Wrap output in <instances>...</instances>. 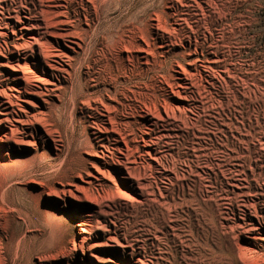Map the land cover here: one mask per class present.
<instances>
[{
  "label": "rangeland",
  "instance_id": "374dc122",
  "mask_svg": "<svg viewBox=\"0 0 264 264\" xmlns=\"http://www.w3.org/2000/svg\"><path fill=\"white\" fill-rule=\"evenodd\" d=\"M65 6L0 0V264H171L180 252L195 256L184 211L171 218L176 223L147 227L143 200L165 193L145 189L135 172L146 162L174 177L146 143L152 123L168 119L167 105L185 124L168 120L162 134L175 136L194 159L201 156L205 168L196 174L213 192L210 224L219 227L211 238L213 264H264V0H102L91 17ZM124 28L139 36L138 60L121 57L130 68L141 66L126 92L142 91L146 104L159 99L161 106L152 115L135 103L126 120L133 128L126 129L114 125L124 122L121 115L107 117L121 103L108 95L114 85L98 88L91 76L89 87L82 85L96 93L89 103L76 101L77 88L67 82L99 72L101 52L93 54V45H111ZM66 30L75 35L65 42ZM193 106L200 110L192 113ZM118 131L133 142L129 159ZM149 248L156 259L143 257Z\"/></svg>",
  "mask_w": 264,
  "mask_h": 264
},
{
  "label": "bare ground",
  "instance_id": "6f19581e",
  "mask_svg": "<svg viewBox=\"0 0 264 264\" xmlns=\"http://www.w3.org/2000/svg\"><path fill=\"white\" fill-rule=\"evenodd\" d=\"M99 2H102V0H65L66 6L65 8H84V11L88 17L92 16V8L97 9L99 6ZM97 11V10H96ZM78 27H74V29H77ZM139 29V28H138ZM134 30V29H133ZM137 31V30H136ZM121 33V35H120ZM119 33V36L115 37L114 42L111 45H106L102 49H98L96 46L93 45L92 47V52L93 54H96L98 51L101 52L100 59H97V65H100L99 72H95V68H92L85 76L86 78L82 77L81 74V79L80 77L77 76L78 78V83L81 85H78V83H73V78L70 76L67 79V82L72 85V87H76L77 91L74 95L76 98V101L78 100H87L92 101L93 97H95L96 93L93 95L86 94L82 90V85L85 86L87 85L89 87L90 81L89 78L91 76L96 75V83L98 84L96 87H101L102 83H107L109 82L111 85H114L113 88L108 91V95L114 99H119L121 103L113 109H107L108 112V119L111 120L109 117L111 113L116 114V115H121V121L123 123H120L119 121L115 122V126L119 128H133V123L131 122H126L131 117V112L136 110L137 108L135 106V103H140L143 105L145 108L146 114L151 113L152 115H155V112L160 111L159 106L157 102H152L150 105L146 104L143 99V94L141 92L137 91H130L126 92L127 86L126 82H129L132 80L133 77L138 75L137 73L140 72L141 66L132 65L130 68L129 65H127L124 61V59L121 57L124 52L129 53L130 55L128 56L129 62L135 60H138L136 56H134V49H135V42L138 40V35L134 33L131 29L126 30V28L122 29ZM140 34V33H139ZM75 35L73 31L70 32V30H66V33L61 35V38L65 40V42L72 36ZM127 35H130L128 37ZM152 46V45H151ZM101 48V47H100ZM153 50V49H152ZM98 55V54H97ZM155 57V56H154ZM140 59V58H139ZM113 61V63H117L118 66L115 67L114 65L111 67H106V64H110V62ZM58 62V61H57ZM140 63V62H139ZM154 63V62H153ZM131 65V64H130ZM139 65V64H138ZM156 65V63H155ZM153 65V66H155ZM129 66V67H128ZM140 68V69H139ZM98 70V69H97ZM185 72V71H184ZM169 72L168 74H170ZM54 76V75H53ZM190 76V75H189ZM141 77V76H140ZM76 78V79H77ZM167 84L170 81V76H166L163 78ZM119 80H123L124 84L123 86H116ZM163 81V82H164ZM174 81V80H173ZM65 82V81H64ZM63 82V83H64ZM171 82V81H170ZM84 83V84H83ZM161 83V82H160ZM170 84V83H169ZM175 85V86H174ZM107 86V85H106ZM169 87V86H168ZM172 89L176 88V84H173V86H170ZM146 88V87H145ZM148 88V87H147ZM84 89V88H83ZM89 90V89H88ZM142 90V89H141ZM148 90V89H147ZM107 91V90H106ZM150 91V90H149ZM154 91V90H153ZM99 92V91H98ZM156 92V91H155ZM105 93V92H104ZM193 100L195 101L196 96L195 93L193 92ZM99 96H102L101 94ZM151 96L150 98H152ZM100 98V97H99ZM146 98V97H145ZM148 99V101L150 100ZM102 99V98H101ZM192 99V97H190ZM152 100V99H151ZM75 101V102H76ZM160 102V101H159ZM158 102V103H159ZM149 103V102H148ZM142 107V106H141ZM142 108V110H143ZM200 107H190L191 112L194 113L199 109ZM168 116V119L164 121L163 125H160L158 122H153L151 127L149 128L150 130V136H151V141L146 142L149 146H155L156 154L158 155L157 159H155L159 165L161 166V169H164L167 173L173 174V178L169 177L166 175V173L161 172L160 170L156 169H151L148 167L145 163H141L139 168L135 169V172L138 171V178L142 180L144 183L147 182L148 185L147 187L145 186V189H149L151 191H154V189H158L160 192L165 193V195H161V197L158 198L156 197V193L152 192L148 196V198L143 200V206L147 207L145 210V216L146 222L149 225H152L156 227V224L162 221L163 223H176V220H171V218H179L180 211H184L185 216L188 219L187 227L189 228V235H192V242L194 246L197 248V252L195 253V256H192L190 259L187 258L186 256L189 255H184L182 252H180V256L176 255L171 261V264H188V260H197L199 258H202V264H213L214 259L213 258V250L210 251V248H212V243H211V238L214 236L213 234L216 232H219V227H216L215 223H211L212 220V207L210 206L211 201L213 200L210 195H213L211 191L207 190V186H205V178L203 175H198L196 174L198 168H205L204 166H201L200 164V159L201 156L196 155V159H194L192 156L189 155V153H184L182 152L180 146V142H175L173 138H176L175 136H167L163 135L160 128L163 127V129H167L171 123H168V120H175L176 122H182L184 123L183 119H181L182 114H180V117L177 116V111H174V108H172L170 105L164 106L163 108ZM94 110V109H93ZM113 110V111H112ZM112 111V112H111ZM129 111V113H128ZM136 113V112H135ZM199 114V113H198ZM134 115V113H133ZM112 117V116H111ZM199 119V117H198ZM113 120V117H112ZM118 120V119H117ZM187 120V119H185ZM187 123L189 122L188 120L186 121ZM192 122V121H191ZM190 122V123H191ZM197 122V121H195ZM136 123V122H135ZM175 123V122H174ZM112 124V126H113ZM139 124V123H138ZM185 124V123H184ZM194 124V123H193ZM179 125V124H178ZM188 125V124H187ZM192 125V124H191ZM113 126V127H115ZM174 126V125H173ZM190 126V125H188ZM193 126V125H192ZM137 127V126H136ZM185 127V126H184ZM125 128V129H126ZM138 128V127H137ZM195 128V127H194ZM188 129V128H187ZM128 130V129H127ZM174 130V129H173ZM177 130V129H176ZM117 131V130H116ZM187 132V130H185ZM119 132V131H118ZM122 133L119 132L120 136L124 140L123 142L126 144L127 149L123 151V156L126 159H129V157L132 156L133 150H132V141L129 139L130 136H126L125 132L121 131ZM127 132V131H126ZM139 133V132H138ZM189 133V132H188ZM187 134V133H186ZM194 135V134H193ZM196 135V134H195ZM179 137V136H178ZM189 137V136H188ZM195 137V136H194ZM193 137V138H194ZM186 138V137H185ZM167 139V141H166ZM171 139V140H169ZM179 139V138H178ZM191 139V138H190ZM197 139V138H196ZM199 139V137H198ZM211 139V138H209ZM206 140V139H205ZM59 140L55 141L58 142ZM188 141V140H187ZM192 141V140H191ZM201 141V139H199ZM188 143V142H187ZM201 143V142H200ZM211 143V142H210ZM185 144V143H184ZM192 144V142H191ZM197 144V143H196ZM199 144V143H198ZM202 144V143H201ZM182 145V143H181ZM148 147V146H147ZM179 147V148H178ZM190 149V148H189ZM194 149V148H193ZM203 149V148H202ZM229 149V148H228ZM178 150V151H177ZM225 150V149H224ZM200 151V150H199ZM125 152V153H124ZM197 152V151H196ZM205 152V151H204ZM194 153V152H193ZM223 155L227 154L223 151L220 152ZM240 153V151H239ZM218 154V153H217ZM239 155V154H238ZM211 156V155H210ZM209 156V157H210ZM219 156V155H217ZM216 156V157H217ZM224 159L225 156H221ZM239 157V156H237ZM213 158V157H212ZM236 158V157H235ZM242 159V158H241ZM240 159V160H241ZM205 160V159H203ZM211 160V159H210ZM215 160L221 162L222 159L219 160V158H215ZM207 161V160H206ZM208 163V162H207ZM231 163V161H230ZM246 165V164H245ZM208 166V165H207ZM219 166V164H218ZM242 167V166H241ZM2 167L0 164V193L2 190L3 186V180L1 177ZM211 169V168H210ZM219 169L220 166H219ZM204 170V169H203ZM207 171V170H206ZM213 172V170H212ZM224 172V171H223ZM206 173V172H205ZM225 173V172H224ZM233 173V172H232ZM210 179V178H207ZM184 183V184H183ZM163 184V185H162ZM211 186V185H210ZM215 187V186H214ZM174 188L177 191H173ZM145 189H142V191H145ZM173 189V190H172ZM3 192V191H2ZM162 193V194H163ZM151 197H154V199H151ZM216 202V201H215ZM212 204V203H211ZM135 205V204H134ZM193 206H196L197 208L194 209ZM119 208V207H118ZM130 208V207H129ZM128 208V209H129ZM142 208V207H141ZM218 208L221 210L222 206H218ZM214 210V209H213ZM134 212L137 214L139 213L138 208H134ZM215 212V211H214ZM220 216V214H218ZM133 216V214H132ZM136 216V215H135ZM183 216V215H182ZM194 216L196 218H194ZM137 217V216H136ZM143 217V216H142ZM139 219V218H138ZM137 219V220H138ZM180 219V218H179ZM178 219V220H179ZM180 222V221H178ZM182 222V220H181ZM213 222V220H212ZM184 223V221H183ZM136 223L133 224V226ZM165 225V224H164ZM169 225V224H168ZM182 226V224H180ZM160 226V225H159ZM171 226V225H170ZM179 226V225H178ZM135 227V226H134ZM173 227V226H172ZM165 228V226H164ZM175 228V227H174ZM145 229V228H144ZM151 229V228H150ZM168 229V228H167ZM178 229V228H177ZM176 229V230H177ZM182 229V228H180ZM152 230V229H151ZM160 230V229H159ZM214 230V231H213ZM154 231V230H153ZM169 231V230H168ZM161 232V231H160ZM163 232V231H162ZM177 231H174V233ZM131 233V232H130ZM134 233V232H133ZM146 233V232H144ZM149 233V232H148ZM146 233V234H148ZM167 232H165L166 234ZM173 233V234H174ZM188 233V232H187ZM156 234V233H155ZM179 234V233H178ZM142 235V234H141ZM164 235V234H163ZM187 235V234H186ZM217 235V234H216ZM150 236V235H149ZM155 236V235H154ZM181 236V235H180ZM185 236V235H184ZM166 237V236H165ZM175 237V236H174ZM179 237V236H178ZM220 237V236H219ZM139 238V237H138ZM158 238V237H157ZM163 238V237H162ZM161 238V239H162ZM181 238V237H180ZM179 238V239H180ZM190 238V237H189ZM188 238V239H189ZM218 238V237H217ZM159 239V238H158ZM160 239V241H161ZM172 239V238H171ZM185 239V238H184ZM187 239V240H188ZM191 239V238H190ZM189 239V240H190ZM220 239V238H218ZM225 239V238H224ZM147 240V239H146ZM175 240V239H174ZM178 240V239H177ZM216 240V239H215ZM140 240H138L139 242ZM159 241V243H160ZM168 241V240H167ZM217 241V240H216ZM183 242V240H182ZM218 242V241H217ZM179 243V242H178ZM146 244V243H145ZM153 244V243H152ZM166 244V242H165ZM169 244V243H168ZM167 244V245H168ZM184 244V242H183ZM171 245V244H170ZM191 245V243H190ZM216 245V242H215ZM223 245V242H220L218 247L221 248L220 246ZM148 246V245H147ZM166 246V245H165ZM173 246V245H172ZM179 246V245H178ZM182 246V244H181ZM186 246V245H185ZM188 246V245H187ZM186 246V247H187ZM177 247V246H176ZM189 247V246H188ZM223 247V246H222ZM147 248V247H146ZM152 248V247H151ZM149 248V251L143 254V257L147 260L148 258L150 259H156L152 258L154 255L153 249ZM167 248V247H166ZM183 248V247H182ZM192 248V247H191ZM160 249V247H159ZM175 249V248H174ZM179 249V248H178ZM190 249V248H189ZM223 249V248H222ZM221 249V250H222ZM163 250V249H162ZM184 250V249H183ZM145 251V250H144ZM160 251V250H159ZM164 251V250H163ZM186 251V250H185ZM230 251V250H228ZM161 252V251H160ZM168 252V251H167ZM172 252V251H171ZM187 252V251H186ZM142 253V252H141ZM191 253V252H190ZM217 253V252H216ZM160 254V253H159ZM163 254V253H162ZM220 254V253H219ZM226 253L224 252V255ZM164 255V254H163ZM162 256V255H161ZM169 256V255H168ZM215 256V255H214ZM220 257V256H219ZM227 257V256H224ZM222 258V257H221ZM149 259V260H150ZM166 259V258H165ZM160 260V259H159ZM151 262V264H156L158 261ZM171 260V259H170ZM222 260V259H220ZM151 261V260H150ZM168 261V260H167ZM201 261V260H200ZM227 261V260H226ZM148 262V261H147ZM197 262V261H196ZM216 262V261H215ZM224 262V261H223ZM200 263V262H197ZM217 264V263H216Z\"/></svg>",
  "mask_w": 264,
  "mask_h": 264
}]
</instances>
